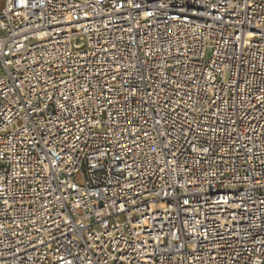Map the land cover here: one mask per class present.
Here are the masks:
<instances>
[{
    "label": "built area",
    "instance_id": "1",
    "mask_svg": "<svg viewBox=\"0 0 264 264\" xmlns=\"http://www.w3.org/2000/svg\"><path fill=\"white\" fill-rule=\"evenodd\" d=\"M0 264H264V0H3Z\"/></svg>",
    "mask_w": 264,
    "mask_h": 264
},
{
    "label": "rangeland",
    "instance_id": "2",
    "mask_svg": "<svg viewBox=\"0 0 264 264\" xmlns=\"http://www.w3.org/2000/svg\"><path fill=\"white\" fill-rule=\"evenodd\" d=\"M2 5H3V0H0V8H1Z\"/></svg>",
    "mask_w": 264,
    "mask_h": 264
}]
</instances>
